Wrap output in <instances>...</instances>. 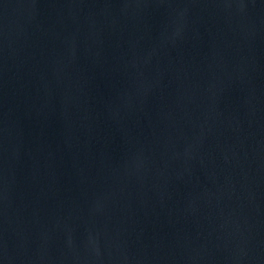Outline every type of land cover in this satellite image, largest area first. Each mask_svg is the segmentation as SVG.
<instances>
[{
	"label": "water",
	"instance_id": "water-1",
	"mask_svg": "<svg viewBox=\"0 0 264 264\" xmlns=\"http://www.w3.org/2000/svg\"><path fill=\"white\" fill-rule=\"evenodd\" d=\"M0 264H264V0H0Z\"/></svg>",
	"mask_w": 264,
	"mask_h": 264
}]
</instances>
